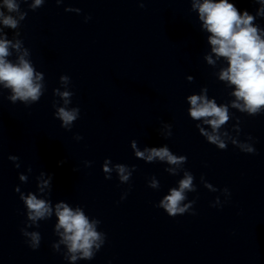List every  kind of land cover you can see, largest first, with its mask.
<instances>
[{
  "label": "clouds",
  "instance_id": "obj_1",
  "mask_svg": "<svg viewBox=\"0 0 264 264\" xmlns=\"http://www.w3.org/2000/svg\"><path fill=\"white\" fill-rule=\"evenodd\" d=\"M63 0H55L57 5ZM261 5L257 12L258 16H264V0H256ZM27 3V0H3L0 8H6L8 13H17V16L5 15L0 10V23L4 27L17 29L27 16V11H21L20 4ZM44 4V0H34L29 8L35 11ZM141 8L144 3H140ZM193 10L199 13V19L202 21V27L211 35L208 37V43L211 45V52L217 59L224 58L227 61V67L222 68L219 72V79L226 81L229 85L235 86V91L231 93L235 100L231 102V107L238 109L240 112H246L251 116H257L264 110V30L254 26L255 17L250 15L247 10L242 13L235 3L229 0H193ZM91 19L90 16L85 17V22ZM19 33H17V36ZM15 49L21 53L17 62L13 63L8 59L11 55L9 48ZM29 50L22 48V41L17 39L15 43L8 40L6 36H0V85L4 89L10 90L7 97L13 104L17 101L23 102L26 106L38 103L44 95L45 85L43 76L36 71L29 57ZM209 64H214L212 56L206 57ZM60 88L53 90V95L59 97V100L53 101L55 109L54 118L61 121V127L67 131H71L74 122L80 117L79 107H69L72 103L74 92L70 90V77L67 75L60 76ZM205 93L207 89L203 90ZM188 102L191 105L189 109L190 118L193 121H202L203 125L210 126L211 132L200 124H196L199 133L206 137L208 143L217 146L221 150H226L227 145L219 130L225 125L229 119V106L226 104L217 105L215 100H210L206 95H190ZM62 101V106H60ZM171 127V126H169ZM226 135V133H225ZM171 136V132L167 133ZM77 141L83 137L76 134L74 137ZM242 152L255 153V149L246 143L237 145ZM132 148L135 155L147 162H166L170 167L165 171L175 175L182 165L187 163V156L175 155L170 148L165 145L163 147L145 148L140 151L136 142H132ZM11 160H19L17 156L9 157ZM63 163V161L61 162ZM110 160H105L103 165V173L105 179H111L113 170L118 174V180L121 184H129L132 173L136 170L135 166L131 169L123 164H116L114 169L109 167ZM86 166L90 167L92 162L85 161ZM17 167L19 165L17 164ZM31 171V168H29ZM41 177L44 173H40ZM52 176L49 175L47 180H42L41 191L45 186H50ZM194 175L190 171H184L183 179L179 181L178 188H171L168 195L164 196L158 204L157 208L163 209L169 217L175 218L178 215L190 213L195 215L193 205L196 203L187 200L186 192L196 191L194 185ZM21 181H26L27 177L20 176ZM149 187L155 189L159 187L158 181L153 178ZM208 187H211L208 185ZM19 192V189H16ZM228 190L225 189V192ZM127 193L121 196L124 199ZM20 199L26 206V217L38 228V221L47 220L53 214V208L50 201L38 199L36 195L29 192L27 195L20 194ZM55 216L58 222L55 224V233L61 237L59 244H53L55 251L59 250V245L64 244L67 247L65 259L76 261L77 259L92 260L96 253L100 251L106 242V234L97 231V225L100 220H91L81 207L75 210L70 208L67 203H57L55 205ZM61 229L63 230L61 232ZM22 235L28 237V246L36 250L40 247L41 234L39 232H27L21 229Z\"/></svg>",
  "mask_w": 264,
  "mask_h": 264
}]
</instances>
